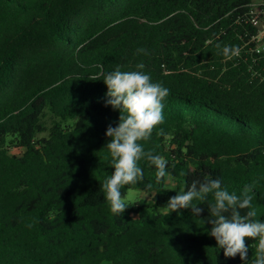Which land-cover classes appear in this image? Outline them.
I'll use <instances>...</instances> for the list:
<instances>
[{"label":"trees","instance_id":"obj_1","mask_svg":"<svg viewBox=\"0 0 264 264\" xmlns=\"http://www.w3.org/2000/svg\"><path fill=\"white\" fill-rule=\"evenodd\" d=\"M253 3L0 0V264H243L209 235L211 196L193 202L199 216L170 213L167 202L193 180L220 179L237 195L249 186L264 220V53L254 51ZM225 46L239 55L226 59ZM139 64L170 90L164 122L141 141L168 176L158 180L142 159L143 179L122 188L139 198L119 218L102 185L114 172L105 133L120 112L94 78ZM256 243L246 240L249 264Z\"/></svg>","mask_w":264,"mask_h":264},{"label":"clouds","instance_id":"obj_2","mask_svg":"<svg viewBox=\"0 0 264 264\" xmlns=\"http://www.w3.org/2000/svg\"><path fill=\"white\" fill-rule=\"evenodd\" d=\"M137 53L147 54L145 49ZM226 59L239 55V49L223 47ZM144 65H137L138 70L122 71L119 67L107 73H101L95 80H103L107 86L106 106L120 112L119 123L107 127L105 135L110 138L106 148L114 172L107 177L102 187L110 211L115 217L122 218L130 206L122 195L124 186H134L143 179V169L139 166L142 159L149 161L157 169L156 176L161 180L168 176L167 164L161 157L145 151L141 141L150 139L153 129L164 122V101L170 90L160 83H154L151 76L143 71ZM249 186H245L240 195L229 192L222 186L220 179L193 180L186 190L169 198V212L191 209L193 216H199L204 210L194 201L204 203L211 196L213 203H208V223L211 224L209 235L214 237L219 250L225 257L239 255L243 264H249V245L246 240L256 241L255 259L251 264H264V220L256 219ZM200 203V204H201ZM247 209L242 216L241 210Z\"/></svg>","mask_w":264,"mask_h":264},{"label":"built area","instance_id":"obj_3","mask_svg":"<svg viewBox=\"0 0 264 264\" xmlns=\"http://www.w3.org/2000/svg\"><path fill=\"white\" fill-rule=\"evenodd\" d=\"M250 21L257 27V33L252 37L255 43L254 51L264 53V2L253 3L250 9Z\"/></svg>","mask_w":264,"mask_h":264},{"label":"rangeland","instance_id":"obj_4","mask_svg":"<svg viewBox=\"0 0 264 264\" xmlns=\"http://www.w3.org/2000/svg\"><path fill=\"white\" fill-rule=\"evenodd\" d=\"M261 0H253L254 3H258ZM11 153H15V154H20L21 150L20 149H12ZM140 192L138 190L135 189H128L126 194H125V198L126 201L128 202H133L135 201L137 198H139Z\"/></svg>","mask_w":264,"mask_h":264}]
</instances>
